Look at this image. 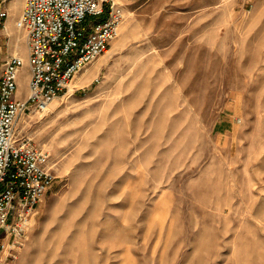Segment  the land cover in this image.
I'll return each instance as SVG.
<instances>
[{
	"label": "rangeland",
	"instance_id": "rangeland-1",
	"mask_svg": "<svg viewBox=\"0 0 264 264\" xmlns=\"http://www.w3.org/2000/svg\"><path fill=\"white\" fill-rule=\"evenodd\" d=\"M110 1L118 35L15 124L55 178L0 264H264V0ZM21 3L0 0L18 97Z\"/></svg>",
	"mask_w": 264,
	"mask_h": 264
},
{
	"label": "built area",
	"instance_id": "built-area-1",
	"mask_svg": "<svg viewBox=\"0 0 264 264\" xmlns=\"http://www.w3.org/2000/svg\"><path fill=\"white\" fill-rule=\"evenodd\" d=\"M7 12L0 6V30ZM91 17V18H89ZM121 8L110 0H23L15 26L24 31L29 79L16 96L18 54L0 58V230L20 239L39 199L54 181L49 155L19 137L15 124L32 110L43 113L68 93L75 75L102 54L117 35ZM6 247L0 240V252Z\"/></svg>",
	"mask_w": 264,
	"mask_h": 264
},
{
	"label": "crops",
	"instance_id": "crops-1",
	"mask_svg": "<svg viewBox=\"0 0 264 264\" xmlns=\"http://www.w3.org/2000/svg\"><path fill=\"white\" fill-rule=\"evenodd\" d=\"M22 6H23V0H22V3H21V6H20V10L22 9ZM20 10H19V11H20ZM14 18H15V17H14ZM14 18H13V19H14ZM13 19H12V20H13ZM7 25H8V23H7ZM5 26H6V25H5ZM27 91H28V90H26V92H25L24 94H22L21 96H19V98H25L26 95H27ZM3 238H4V237L0 238V240H3Z\"/></svg>",
	"mask_w": 264,
	"mask_h": 264
},
{
	"label": "bare ground",
	"instance_id": "bare-ground-1",
	"mask_svg": "<svg viewBox=\"0 0 264 264\" xmlns=\"http://www.w3.org/2000/svg\"><path fill=\"white\" fill-rule=\"evenodd\" d=\"M122 13H123V12H122ZM121 22H122V20H121L120 23H119L118 30H117V35H118V33H119V29H120V26H121ZM13 31H14V30H13ZM15 32H17V31H15ZM117 35H116V36H117ZM16 38H17V37H16ZM16 38H15V39H16ZM17 48H19L18 45H17ZM17 50H19V49H17ZM19 53H20V51H19ZM74 86H75V84H74ZM51 103H52V102H51ZM51 103H50V104H51ZM50 104H49V105H50ZM49 105H48V107H49ZM48 107H47V108H48Z\"/></svg>",
	"mask_w": 264,
	"mask_h": 264
}]
</instances>
